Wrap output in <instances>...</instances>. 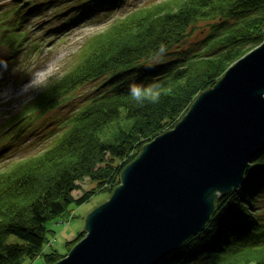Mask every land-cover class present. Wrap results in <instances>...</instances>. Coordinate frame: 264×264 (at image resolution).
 <instances>
[{"label":"trees","instance_id":"obj_1","mask_svg":"<svg viewBox=\"0 0 264 264\" xmlns=\"http://www.w3.org/2000/svg\"><path fill=\"white\" fill-rule=\"evenodd\" d=\"M62 2L73 3L65 26L112 14L127 3L134 7L116 16L104 33L83 39L76 61L2 124L23 123L21 132L33 117L67 108L53 119L52 141L0 167V264L38 256L54 264L64 257L67 253L43 251L48 224L96 191L112 192L144 144L173 128L200 92L264 41V0ZM6 17L0 14V21ZM203 20L205 33L187 41ZM9 36L2 31L3 40ZM150 83L160 85L159 101L136 103L130 86ZM245 176L241 189L215 200L205 229L157 264H264V210L257 203L264 198V151L251 159ZM86 178L95 185L81 189ZM83 236L82 231L68 242L67 252Z\"/></svg>","mask_w":264,"mask_h":264},{"label":"water","instance_id":"obj_2","mask_svg":"<svg viewBox=\"0 0 264 264\" xmlns=\"http://www.w3.org/2000/svg\"><path fill=\"white\" fill-rule=\"evenodd\" d=\"M23 2L16 14L30 4ZM264 151V41L200 92L173 128L143 145L85 235L54 264H157L205 229L215 200L246 183Z\"/></svg>","mask_w":264,"mask_h":264},{"label":"rangeland","instance_id":"obj_3","mask_svg":"<svg viewBox=\"0 0 264 264\" xmlns=\"http://www.w3.org/2000/svg\"><path fill=\"white\" fill-rule=\"evenodd\" d=\"M30 1V4L23 8V12L16 14L17 6L21 2L0 0V14L7 15L0 21L2 22L0 24V167L11 159L31 154L48 144V141H52L54 128L57 127L53 119L56 114L66 111L67 108L60 110L57 108L43 113L41 117H33L30 126L21 132L18 130L23 123L14 127H3L2 124L6 119L32 99L51 78L60 76L63 70L69 68V63L76 61L81 52L79 47L83 39L86 42L89 38L104 33L116 16L120 13L125 14L134 7L127 3L112 14L98 13L65 26L63 22L71 16L69 9H66L73 5L72 2ZM130 1L139 6L144 2L155 0ZM33 2L40 5L30 9ZM8 22H11V27L8 26ZM206 25V20L195 24L192 37H188L187 41L200 38L206 31ZM16 30L19 35L13 36ZM2 31H10L11 36L3 40ZM38 73L42 75L38 77ZM22 133L26 136L23 137ZM94 185V181L86 178L81 184V189H89ZM79 193L80 191L74 192L75 195ZM110 194L111 192L107 190L96 191L82 204H71L65 215L57 217L48 224L49 242L44 243L43 251L47 253L55 250L60 254L68 253L67 243L83 231L80 230L84 226L85 215L98 204L106 201ZM259 202L261 209L264 210V198L257 201ZM83 233L85 235L84 231ZM50 242L53 244L51 245ZM22 264H44V258L38 256L34 259H26Z\"/></svg>","mask_w":264,"mask_h":264},{"label":"clouds","instance_id":"obj_4","mask_svg":"<svg viewBox=\"0 0 264 264\" xmlns=\"http://www.w3.org/2000/svg\"><path fill=\"white\" fill-rule=\"evenodd\" d=\"M164 51V45H160L158 52L163 53ZM129 94L136 103H143L145 101L157 103L161 96L160 85L158 83H150L147 86L132 84Z\"/></svg>","mask_w":264,"mask_h":264},{"label":"flooded vegetation","instance_id":"obj_5","mask_svg":"<svg viewBox=\"0 0 264 264\" xmlns=\"http://www.w3.org/2000/svg\"><path fill=\"white\" fill-rule=\"evenodd\" d=\"M30 2H31V1H30ZM22 3H23V2H21V3L17 6V8H18ZM34 5H35V3L33 2V3L30 5V8H31V6H34ZM21 11L23 12V9L20 10V12H21ZM24 11H25V10H24ZM20 12H19V13H20Z\"/></svg>","mask_w":264,"mask_h":264},{"label":"bare ground","instance_id":"obj_6","mask_svg":"<svg viewBox=\"0 0 264 264\" xmlns=\"http://www.w3.org/2000/svg\"><path fill=\"white\" fill-rule=\"evenodd\" d=\"M37 75H38V77H39V76L42 75V74H41V73H38Z\"/></svg>","mask_w":264,"mask_h":264},{"label":"built area","instance_id":"obj_7","mask_svg":"<svg viewBox=\"0 0 264 264\" xmlns=\"http://www.w3.org/2000/svg\"><path fill=\"white\" fill-rule=\"evenodd\" d=\"M51 243V245L53 244V242H50Z\"/></svg>","mask_w":264,"mask_h":264}]
</instances>
